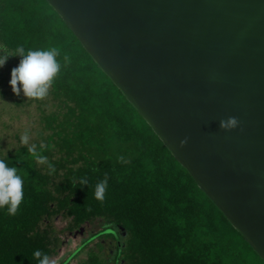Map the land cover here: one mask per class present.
I'll return each mask as SVG.
<instances>
[{"label": "trees", "instance_id": "obj_1", "mask_svg": "<svg viewBox=\"0 0 264 264\" xmlns=\"http://www.w3.org/2000/svg\"><path fill=\"white\" fill-rule=\"evenodd\" d=\"M0 45L10 52L56 47L62 65L50 89L61 110L47 118L46 149L37 146L55 173L25 146L0 153L17 168L24 191L16 215L0 208V264H37L36 250L54 256L60 242L49 222L58 216L70 230L106 222L70 256L97 236L112 237L113 254L91 252L89 264H264L47 0H0ZM20 59L12 56L0 68V89L11 86ZM105 174L101 203L94 190ZM81 177L89 184L81 186Z\"/></svg>", "mask_w": 264, "mask_h": 264}, {"label": "water", "instance_id": "obj_2", "mask_svg": "<svg viewBox=\"0 0 264 264\" xmlns=\"http://www.w3.org/2000/svg\"><path fill=\"white\" fill-rule=\"evenodd\" d=\"M47 1L264 260V0Z\"/></svg>", "mask_w": 264, "mask_h": 264}, {"label": "clouds", "instance_id": "obj_3", "mask_svg": "<svg viewBox=\"0 0 264 264\" xmlns=\"http://www.w3.org/2000/svg\"><path fill=\"white\" fill-rule=\"evenodd\" d=\"M20 56L18 66L11 71V79L9 81L12 91L19 96L21 93L27 99L44 100L48 97L50 89L61 72V62L57 59L60 51L56 47L47 50H25L23 46H18L14 51H8L3 45H0V68H3L12 56ZM71 63L70 57L65 54L63 56V66ZM240 121L237 117L230 116L220 120V128L230 131L239 125ZM30 134L25 131L20 137V143L27 147L28 152L35 158L36 162L41 165H47L48 174L55 173V166L48 160L46 156L37 151L36 144H30ZM187 143V138L181 141V147ZM46 145L41 142L39 148L41 151L46 149ZM121 163H128L123 156L118 158ZM16 167H9L8 164L0 159V208H7L9 215H16L20 205L24 199L23 179L17 174ZM109 177L105 174L104 179L97 182L94 190L95 199L101 203L104 202ZM81 186L88 185L89 181L86 177L79 180ZM75 186V180H73ZM37 264H57L53 257L36 250L33 253Z\"/></svg>", "mask_w": 264, "mask_h": 264}, {"label": "rangeland", "instance_id": "obj_4", "mask_svg": "<svg viewBox=\"0 0 264 264\" xmlns=\"http://www.w3.org/2000/svg\"><path fill=\"white\" fill-rule=\"evenodd\" d=\"M17 63L13 61L12 65ZM57 100L49 92L44 100L27 99L21 93L17 96L11 86L0 89V153L7 154L21 146L20 137L28 131L30 144L46 143L47 136L52 130L47 126V118L60 111ZM53 235L59 238L60 247L52 256L57 264L69 258V264H89V255L94 252L100 258L110 257L116 247L112 237L97 236L82 246L80 251L70 257L86 239L106 227L103 219L84 224L81 230L68 228V220L62 216L54 217L49 222ZM118 236V235H117ZM119 237V236H118Z\"/></svg>", "mask_w": 264, "mask_h": 264}]
</instances>
